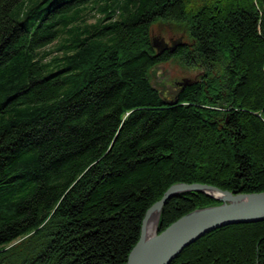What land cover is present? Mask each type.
Here are the masks:
<instances>
[{
	"label": "trees",
	"instance_id": "trees-1",
	"mask_svg": "<svg viewBox=\"0 0 264 264\" xmlns=\"http://www.w3.org/2000/svg\"><path fill=\"white\" fill-rule=\"evenodd\" d=\"M157 23L188 42L156 51ZM172 60L201 73L167 98ZM179 183L264 192V0H0V264H126ZM219 204L179 194L157 231ZM170 264H264V221Z\"/></svg>",
	"mask_w": 264,
	"mask_h": 264
},
{
	"label": "water",
	"instance_id": "water-1",
	"mask_svg": "<svg viewBox=\"0 0 264 264\" xmlns=\"http://www.w3.org/2000/svg\"><path fill=\"white\" fill-rule=\"evenodd\" d=\"M175 46L176 44L170 48L162 47L158 51L163 52L168 49L172 51ZM190 82L184 80L179 84V88L188 86ZM188 192L205 194L220 204L194 210L179 218L161 233L156 230L155 234L148 236L146 223L150 214L156 212L159 220L166 202ZM262 221H264V192L241 194L222 191L208 185L174 184L146 211L139 240L130 251L126 264H170L185 248L206 234L230 225Z\"/></svg>",
	"mask_w": 264,
	"mask_h": 264
},
{
	"label": "rangeland",
	"instance_id": "rangeland-1",
	"mask_svg": "<svg viewBox=\"0 0 264 264\" xmlns=\"http://www.w3.org/2000/svg\"><path fill=\"white\" fill-rule=\"evenodd\" d=\"M93 20H90L92 22ZM150 39L155 44V50L162 47L170 48L178 42H188L185 29L182 26L170 23H157L150 31ZM50 45L46 50H53ZM51 54L50 57H54ZM199 69H187L177 60L159 64L148 73L150 85L157 89L163 97L171 98L176 93L179 84L184 80L192 81L199 77Z\"/></svg>",
	"mask_w": 264,
	"mask_h": 264
},
{
	"label": "bare ground",
	"instance_id": "bare-ground-1",
	"mask_svg": "<svg viewBox=\"0 0 264 264\" xmlns=\"http://www.w3.org/2000/svg\"><path fill=\"white\" fill-rule=\"evenodd\" d=\"M157 225H158L157 213L152 212L146 223V233L148 236H152L153 234H155L157 230Z\"/></svg>",
	"mask_w": 264,
	"mask_h": 264
}]
</instances>
